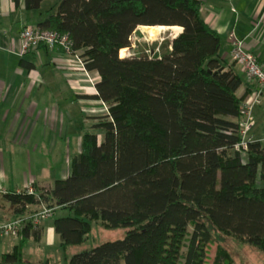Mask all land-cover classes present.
Instances as JSON below:
<instances>
[{"label": "trees", "instance_id": "trees-1", "mask_svg": "<svg viewBox=\"0 0 264 264\" xmlns=\"http://www.w3.org/2000/svg\"><path fill=\"white\" fill-rule=\"evenodd\" d=\"M45 0H23L37 11ZM18 5L20 0H14ZM203 0H61L39 27L66 34L107 106L82 137L66 179L51 188L7 193L16 219L60 212V247L79 245L93 221L127 228L124 238L73 255L68 264H206L212 230L264 254V145L244 153L238 91L243 77L219 60L221 37L206 23ZM140 26H178L151 55L122 52ZM28 222L13 254L40 241ZM212 264H235L222 247Z\"/></svg>", "mask_w": 264, "mask_h": 264}, {"label": "crops", "instance_id": "crops-1", "mask_svg": "<svg viewBox=\"0 0 264 264\" xmlns=\"http://www.w3.org/2000/svg\"><path fill=\"white\" fill-rule=\"evenodd\" d=\"M47 1L42 3L38 11H30L25 8L23 0L18 5L14 0H0L2 223L16 219L4 195L27 191L29 187L34 191L51 188L54 174L50 162L57 158L58 147L62 148L59 151L66 153L64 161L69 163L68 171L64 170L61 178L66 179L71 172L73 158L81 152L84 134L83 128L78 132L80 124L85 123L86 128L90 129L96 123L95 118L101 117L103 112L107 113L102 102L92 98L96 95L95 84L100 80L99 76L96 73L85 75L74 57L66 55L60 49L50 51L45 47L25 56L20 54L21 31L27 26L39 27L53 7L43 9ZM201 13L206 23L221 37V64L226 70L233 67L243 77L238 96L244 101L257 86L247 81L234 65L230 34L234 32L245 43L246 49L264 64V0H203ZM253 116L254 127L262 128L264 101L254 109ZM74 130L76 132L71 135ZM253 137V141L262 142L264 139V136L260 138L259 133ZM40 161L48 164L39 172ZM55 213L52 212L51 216L38 224L43 231L41 240L30 239L23 245V264H44L40 259H35L34 262L24 259L27 244L33 243L45 250L60 244L55 234L54 220H51ZM19 245L20 239L0 238V263L4 255L13 254Z\"/></svg>", "mask_w": 264, "mask_h": 264}, {"label": "rangeland", "instance_id": "rangeland-1", "mask_svg": "<svg viewBox=\"0 0 264 264\" xmlns=\"http://www.w3.org/2000/svg\"><path fill=\"white\" fill-rule=\"evenodd\" d=\"M61 0H48L43 5V9L47 6L52 7L55 4H58ZM38 11V10H37ZM140 33H134V35L131 38V47L126 49L127 51L123 54L120 52V56L122 55L123 58L127 56H149L151 55V47L154 43H161L165 39H174L178 34L182 32V29H176V30H165V31H157L155 38L151 40L147 34H145L140 27L137 29ZM181 31V32H180ZM106 112H103L102 116H105ZM104 114V115H103ZM101 116V117H102ZM254 118V117H253ZM255 120V119H254ZM87 125L85 123H81L78 129V132L80 128H83V133L86 132H96L100 136V139L102 140V132L101 131H95L86 128ZM258 126L252 128L250 133L248 134L247 138L248 140H253V136L260 134V138H263L261 136H264V126L260 129H258ZM76 132V130L73 131L71 135H73ZM264 145V139L262 141ZM63 147V145L61 146ZM59 150H62V148L58 147ZM57 151V158L53 159L49 164L53 166V178H51V182L54 184L56 180H59L62 178V174L64 170L69 169V163L64 161V158H66V153H62L61 151ZM74 152V149H73ZM42 158V157H41ZM62 158V160H61ZM39 164V172L42 167L47 165L48 163L44 161L38 162ZM48 177V175L46 176ZM68 177V176H67ZM66 177V178H67ZM60 217V213L56 212L52 217L51 220H56ZM91 224V232L89 233L87 239L79 244V245H72L67 246L66 248H61L60 244L57 243L54 247H51V249H41L38 245L29 243L24 249V259L26 261L34 262L35 259H40L43 261L44 264H68L69 259L80 252H84L87 250H91L95 248L96 246H99L105 242L109 241H116L119 239L124 238L126 235L128 229L124 227H120L117 229H108L104 226V224L101 221H93L90 222ZM212 243L209 246L208 250V259L206 264H212L213 260L215 258L216 250L218 247L224 248L231 256L235 264H264V254L257 251L255 248L244 244L240 242L239 240H236L233 237H229L226 235H223L219 233L216 230H212ZM26 264V263H25Z\"/></svg>", "mask_w": 264, "mask_h": 264}, {"label": "built area", "instance_id": "built-area-1", "mask_svg": "<svg viewBox=\"0 0 264 264\" xmlns=\"http://www.w3.org/2000/svg\"><path fill=\"white\" fill-rule=\"evenodd\" d=\"M230 39L233 43L231 58L240 72L244 74L247 81L256 84L257 89L252 92L241 105V127L242 141L237 145L236 149L244 153L248 147L247 136L255 126L253 111L257 106H260L264 101V64L245 47V43L239 40L235 33L230 34ZM20 54L25 56L31 52L38 51L41 47L53 51L56 49L62 50L66 55L74 57L77 65L83 70L85 75L89 76L84 69V64L79 58L77 52H73V44L71 39L66 34H60L51 30L42 29L40 27H25L20 33ZM103 108L107 111V106L102 103ZM30 194L35 193L32 187L27 189ZM52 211L44 209L34 215L20 217L10 222H0V238L20 239V235L25 225L32 221L34 225L51 216Z\"/></svg>", "mask_w": 264, "mask_h": 264}, {"label": "bare ground", "instance_id": "bare-ground-1", "mask_svg": "<svg viewBox=\"0 0 264 264\" xmlns=\"http://www.w3.org/2000/svg\"><path fill=\"white\" fill-rule=\"evenodd\" d=\"M140 29L148 35V37L153 40V38H155V35H156V32L157 31H165V30H176V29H181L180 27L178 26H172V27H166V26H156V27H150V26H140ZM181 32V31H180ZM127 50H124L122 52L123 56H124V53L126 52Z\"/></svg>", "mask_w": 264, "mask_h": 264}]
</instances>
